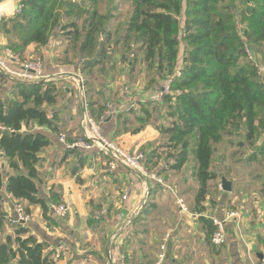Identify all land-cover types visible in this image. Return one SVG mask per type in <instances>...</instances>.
Instances as JSON below:
<instances>
[{"label":"trees","instance_id":"1","mask_svg":"<svg viewBox=\"0 0 264 264\" xmlns=\"http://www.w3.org/2000/svg\"><path fill=\"white\" fill-rule=\"evenodd\" d=\"M81 1L22 0L20 12L0 19L1 33L13 36L6 48L25 60L30 45L45 47L53 33L59 31L75 43L81 55H87L78 64L82 71L92 73L104 64L115 31L107 28L112 15L101 12L100 5L90 11L82 25L72 18L74 10L82 8ZM128 3L130 14L115 44H124V50L130 51L123 54L124 59L134 54L129 64L131 72L142 52L147 70L158 76L157 81L153 78L151 82L159 85L167 81L170 85V92L162 96L168 106L169 123L158 126L168 141L151 151L145 150V165L148 170L161 173L167 169L180 171L192 164V176L199 184L197 209L203 213L202 202L208 197L211 183L219 178L215 171L217 145L226 136L240 137L239 149H252L247 157L249 164L264 156V78L260 66L248 54L255 52L256 47L264 54V0ZM55 62L74 65L63 58ZM65 93L66 88L59 87L55 80L14 82L0 72V264H56L49 244L40 241L28 226L12 225L13 233L4 234L6 225H11L5 202L9 195L30 215L31 207L38 205L44 216L50 203H60L53 193L48 198L40 195L39 154L52 139L39 128L57 131V112L50 116L47 108L56 105ZM86 104L88 114L96 121L104 122L110 117L106 114L109 102L101 106L94 99ZM137 104L146 118L139 116L133 106L130 113L145 123L152 118L149 106L153 101L139 98ZM111 106L115 113L117 109ZM93 108L98 110L97 116ZM116 114L117 132H121L130 120L122 112ZM261 192L264 194V183ZM200 219L211 224V239L215 226L204 216Z\"/></svg>","mask_w":264,"mask_h":264},{"label":"crops","instance_id":"2","mask_svg":"<svg viewBox=\"0 0 264 264\" xmlns=\"http://www.w3.org/2000/svg\"><path fill=\"white\" fill-rule=\"evenodd\" d=\"M21 2L0 0L2 16L14 15ZM6 47V39L0 33V54ZM53 53L47 46L38 48L32 44L25 56L43 57L53 79L74 84L66 87L70 98L61 108L57 105L48 108L52 109L50 116L57 112V131L39 128L52 139L39 154L40 195L48 198L53 193L60 203H50L47 216L40 206H32L27 226L40 241L49 244V250L65 247L56 264H155L167 234L170 238L166 241L162 264H264L260 258L264 254V194L261 188L252 194L251 204L247 205L245 199L243 209H236L240 216L228 223L227 240L217 249L209 235L211 224H206L200 216L210 220L206 214L222 215L227 210L220 208L223 202L218 200L216 204L207 197L201 205L205 211L198 212L199 184L192 176V164L180 171L167 169L157 173L148 170L162 179L160 183L123 166L107 170L108 161L97 150L67 149L61 141L62 135L73 142L87 130V102L84 100L87 90L80 84L81 70L73 65L56 64L57 54ZM70 91H75V96ZM111 104L116 112L124 113L123 100ZM93 110L97 116L98 110ZM117 119V115L106 119L101 123L102 130L111 137H119L127 147L137 148L152 139L141 133H130L124 127L117 132ZM263 183L264 180L260 186ZM222 191L228 195L232 193ZM178 198L183 199L187 211L181 208ZM221 198H226L228 203L234 200L232 196ZM54 204L68 206L67 214H57L52 208ZM14 205L13 198L7 195L5 210L9 216H15ZM101 210L105 212L96 218ZM93 217L95 222L92 223ZM13 230L8 223L4 234H12Z\"/></svg>","mask_w":264,"mask_h":264},{"label":"rangeland","instance_id":"3","mask_svg":"<svg viewBox=\"0 0 264 264\" xmlns=\"http://www.w3.org/2000/svg\"><path fill=\"white\" fill-rule=\"evenodd\" d=\"M81 2L82 8L75 9L74 14L72 15V18L79 20L80 25L83 24L85 19L88 18L90 11H92L97 5L101 6V12L112 15V19L107 23V28L115 31V37L108 45L109 53L104 64L94 68L92 73L89 71L87 72V70L86 72L82 71V68L78 62L86 59L87 55H81V53H79L76 49L75 43L70 42L67 37H65L59 31H55L53 33L47 47L53 49V55L55 54L54 56H56L57 54L56 57L58 59L63 58V61L65 62H74L72 63L74 64L73 66L78 67L81 70L82 81L80 84L82 86L84 84L87 90L86 96H84V100H86V102L96 99L102 106L107 105L108 102L109 104L118 103V99L123 100L124 104L121 105L124 110L123 112L125 113L126 118L130 120V122L124 126V129H127V131L131 133L136 128L141 127L138 133H141V135L144 134L146 136H150L152 138L136 148L132 145L127 147L123 141L118 139V137L117 140L119 141L120 145L129 151L135 152L138 150L149 151L148 148L150 146L152 148H156L162 143H167L168 136L161 133L158 130V126L169 123L166 113L168 106L166 103H163L162 97H158V92L160 90L159 87L164 88L165 86L169 85V83L167 81H163L158 85L154 82H151L153 78H156L157 81L158 76L156 75L155 71L152 70L149 72L147 70V65L142 62V52L138 55L139 61L136 64L135 71L131 72L129 64H131L134 54L129 56L128 59H124L123 54L128 55L130 51L124 50V44H115V40L121 37L124 32V25L130 14L131 3H128V0H97L96 2L86 0ZM1 34L6 39L7 44L10 42V37H13L12 35H6L3 32ZM67 49H69V53H66ZM38 57L41 56L34 54L27 57L25 56L24 59L27 60ZM250 57L260 66V73L263 72L261 78H264V54L262 53V49L256 47L255 52H253ZM41 58L44 60L43 57ZM79 79L81 80L80 77ZM53 80L57 81L58 79L54 77ZM57 82L58 86L61 88H66L68 86L72 87V85H74L72 83L73 81H71V83L69 82V84L63 81ZM70 92L72 95H74L73 93L75 91ZM169 92L170 88L169 91L165 93L167 94ZM67 94L68 92L66 91L65 96H63L64 94L60 96L61 100H59L56 104L58 108H61L64 103L69 100L70 97H67ZM139 98L143 99L144 101L149 98L153 101V104L149 106L152 118L145 123L137 120L135 117L136 115L130 113V108L133 106L136 108V110H138L139 116H141L143 119L146 118V116L140 111V106H138L136 103L137 99ZM48 108L47 110L50 112L52 109L49 110ZM110 111V113L113 112L112 110ZM106 112H108V110H106ZM116 113L117 112L113 113L114 117L117 115ZM113 115H110V117ZM239 139L240 137L238 136H226L223 141L217 145V151L215 154V171L219 174V178L218 180H215L211 183V189L209 191L208 198L216 204L219 201L223 202L224 206H221L220 208L225 207L226 210L243 209L242 203L245 199L247 205L251 204L253 201L252 194L255 192V190L260 191V182L264 180V156L259 157L256 161H254V165L252 164L251 166H248L249 163L247 161V157L249 156L252 149H239L237 146ZM147 145L148 148L146 147ZM236 150H239V153L233 155ZM222 174H225L233 181V191L230 195L222 191L220 179ZM223 195L232 196L235 201L233 200L228 203L226 202V198H221Z\"/></svg>","mask_w":264,"mask_h":264},{"label":"built area","instance_id":"4","mask_svg":"<svg viewBox=\"0 0 264 264\" xmlns=\"http://www.w3.org/2000/svg\"><path fill=\"white\" fill-rule=\"evenodd\" d=\"M23 4L17 6L16 12L22 10ZM3 12L0 11V19L2 18ZM248 54L252 53L248 51ZM0 72L6 75L11 81H19L25 83H36L40 81H51L52 76L46 71L45 64L43 60L38 58L21 60L16 56L10 49L5 48L3 54H0ZM82 81V76H80ZM169 85L160 89L158 92V97H162L165 92L169 91ZM112 110L113 112L110 113ZM114 110L111 104H108L107 116L113 115ZM85 123L87 130L82 137H79L73 142L67 141L65 135L61 136V141L64 142L67 149H73L80 147L85 150H97L101 155L108 158V169L109 171L115 170L118 166H123L129 170L135 171L140 176L150 177L163 183L162 179L157 177L156 173H149L145 165V159L147 157V152L143 150H138L135 152L125 149L123 146L117 143V141L104 133L101 127L100 121L93 119L87 111V104L85 103ZM178 203L181 208L187 211V207L183 199L178 198ZM52 208L60 216H65L68 212V206L52 205ZM15 216H11V225H22L27 226L31 221V215L25 210L24 206L20 203L14 205ZM105 210H101L96 213V218H99ZM208 218L212 221L215 226V231L211 236V243L217 249H219L227 240V226L228 223L238 218L239 212L236 210H227L222 215H212L206 214ZM264 233V229H263ZM170 238V234L165 237V242L162 244V252L159 254L155 264H162L165 258L164 250L166 249V241ZM65 247L60 246L53 250V257L58 261Z\"/></svg>","mask_w":264,"mask_h":264},{"label":"water","instance_id":"5","mask_svg":"<svg viewBox=\"0 0 264 264\" xmlns=\"http://www.w3.org/2000/svg\"><path fill=\"white\" fill-rule=\"evenodd\" d=\"M220 177H221L222 189L226 192H232L233 190L232 181L229 180L224 174H222ZM260 258L261 260L264 261V254H261Z\"/></svg>","mask_w":264,"mask_h":264},{"label":"clouds","instance_id":"6","mask_svg":"<svg viewBox=\"0 0 264 264\" xmlns=\"http://www.w3.org/2000/svg\"><path fill=\"white\" fill-rule=\"evenodd\" d=\"M11 14V13H10Z\"/></svg>","mask_w":264,"mask_h":264}]
</instances>
